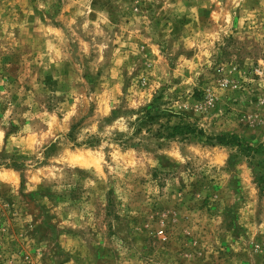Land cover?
Wrapping results in <instances>:
<instances>
[{
    "label": "rangeland",
    "instance_id": "rangeland-1",
    "mask_svg": "<svg viewBox=\"0 0 264 264\" xmlns=\"http://www.w3.org/2000/svg\"><path fill=\"white\" fill-rule=\"evenodd\" d=\"M0 264H264V0H0Z\"/></svg>",
    "mask_w": 264,
    "mask_h": 264
},
{
    "label": "trees",
    "instance_id": "trees-1",
    "mask_svg": "<svg viewBox=\"0 0 264 264\" xmlns=\"http://www.w3.org/2000/svg\"><path fill=\"white\" fill-rule=\"evenodd\" d=\"M178 129H181L182 131L177 132ZM174 131H175V132H173L172 134H168V135H169V136H172V135L177 134V133H182L183 131H185V133H192V132H193V128H190V127H188V126H184V127H182V126H174ZM216 139H217L220 143H225V144H227V143L230 142V140L228 139L227 136H216ZM237 141L239 142L240 139L237 138Z\"/></svg>",
    "mask_w": 264,
    "mask_h": 264
}]
</instances>
